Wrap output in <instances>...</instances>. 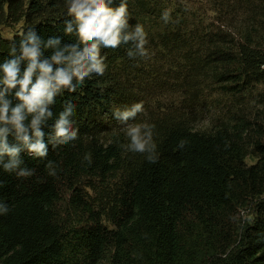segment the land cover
I'll return each instance as SVG.
<instances>
[{
  "label": "trees",
  "instance_id": "trees-1",
  "mask_svg": "<svg viewBox=\"0 0 264 264\" xmlns=\"http://www.w3.org/2000/svg\"><path fill=\"white\" fill-rule=\"evenodd\" d=\"M236 1L256 31L237 32L229 40L221 32L197 38L207 45L187 58L189 72L205 80L189 93L190 104L206 94L264 88V34H259L264 0ZM119 3L113 0L112 6ZM126 3L130 24L140 23L147 0ZM65 19H71L65 0H0V64L10 58L9 44L18 43L28 28L44 39L59 36L62 45L75 43L74 34L64 35ZM20 25L13 38L4 37L3 29ZM147 38L153 62L193 48L178 33ZM127 47L102 49L105 74H94L76 93L56 98L55 114L66 101L76 106V141L55 149L48 144L46 160L22 152L21 166L35 169L28 178L0 166V201L10 208L0 215V264H264V121L247 147L239 132L225 125L197 131L191 116L166 113L148 121L155 125L157 163L125 152L120 147L127 143L125 134L109 136L97 117L136 100L124 76L139 72L145 59H130ZM258 97L264 107V92ZM89 152L91 165L83 160ZM47 160L59 166L56 177L48 175ZM64 202L68 219L59 207Z\"/></svg>",
  "mask_w": 264,
  "mask_h": 264
},
{
  "label": "clouds",
  "instance_id": "clouds-1",
  "mask_svg": "<svg viewBox=\"0 0 264 264\" xmlns=\"http://www.w3.org/2000/svg\"><path fill=\"white\" fill-rule=\"evenodd\" d=\"M112 4L113 0H65L71 19L64 20V35L74 34L75 43L62 45L59 36L44 39L33 27L20 34L18 43L9 44L10 58L0 64V166L5 173H14L17 178L31 177L35 169L21 166L22 152L26 150L31 157L46 160L48 144L55 149L79 138V126L73 119L75 104L66 101L58 114L52 106L58 96L76 93L94 74H105L107 55L101 54L102 49L127 45L130 59L151 58L147 33L142 24H130L126 0H120L116 7ZM161 19L168 23L170 13L164 11ZM144 111V102L139 101L131 107L116 106L112 113L123 125L121 130L127 138L120 147L125 152L142 154L155 164L159 159L155 125L135 122ZM49 121L53 123L46 133L44 128ZM178 147L182 149L184 142ZM83 160L91 165L92 154L86 153ZM58 167L53 160L45 164L48 175L53 177L57 176ZM9 211L8 203L0 201V215Z\"/></svg>",
  "mask_w": 264,
  "mask_h": 264
},
{
  "label": "rangeland",
  "instance_id": "rangeland-1",
  "mask_svg": "<svg viewBox=\"0 0 264 264\" xmlns=\"http://www.w3.org/2000/svg\"><path fill=\"white\" fill-rule=\"evenodd\" d=\"M147 2L149 10L140 20L147 35L178 33L184 37L186 46L193 48L191 52L190 49L183 50L178 55L162 54L158 62H153L151 52V58L145 59L140 65L139 72L126 73L124 80L136 95V100L131 106L139 101L144 102L145 111L138 115L135 122H148L166 113L179 112L193 118L191 125L197 131L213 132L225 125L231 130L238 131L244 144L250 147L258 137L257 129L264 121V107L260 105L258 97L264 92V88L255 86L232 95L206 94L198 104H190L189 93L194 92L198 85H201L199 81L205 79H197L193 72H189L191 70L187 61V58L195 56L198 47L205 48L207 45L204 40L198 41V37L206 40L207 37L221 32V35L229 40L230 35L237 32L254 33L256 30L248 21L247 10L239 7L236 0H147ZM164 11L171 15L168 23L161 19ZM21 28L22 25L15 29L2 28L3 35L11 39L21 31ZM259 32L264 34V31ZM114 107L116 105L107 108L105 114L97 117V120L101 119L105 123L109 136L116 133L124 134L121 130L123 125L113 116ZM247 161L252 164L251 159L248 158ZM59 207L62 217L68 219L67 203L64 202Z\"/></svg>",
  "mask_w": 264,
  "mask_h": 264
}]
</instances>
